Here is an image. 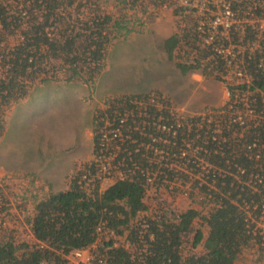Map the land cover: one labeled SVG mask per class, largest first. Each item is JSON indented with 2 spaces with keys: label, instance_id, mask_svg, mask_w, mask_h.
Here are the masks:
<instances>
[{
  "label": "trees",
  "instance_id": "trees-1",
  "mask_svg": "<svg viewBox=\"0 0 264 264\" xmlns=\"http://www.w3.org/2000/svg\"><path fill=\"white\" fill-rule=\"evenodd\" d=\"M165 1L0 0V133L7 126L11 109L25 101L37 84L60 81L64 71L70 73L65 82L94 81L103 70L112 40L139 31L138 23L144 26L142 17H133L131 11L145 13L147 8L161 2L157 10L149 13L148 18L153 19L163 11ZM230 1L240 18L246 13L253 18L264 17L261 0ZM106 2L114 3L116 10L104 7ZM186 9H191V13L195 10L187 5L176 6L174 14L185 18L163 42V49L182 72L201 69L204 75L223 80L221 69L226 66L225 59L212 56V49L203 45L196 29L199 17H186ZM253 25L246 27L247 40L256 39L261 31ZM262 36L264 53V31ZM250 51L245 50L241 59L253 80L231 86V90L251 91L246 98L258 114L256 119L227 124L230 117L226 114L221 135L213 125L205 135L206 128L196 131L202 123L201 117L188 118L179 128L173 127L171 131L177 130L176 137L154 130L153 135L171 142L141 139L166 151H175L178 156L167 163L174 162L182 169L157 162L152 150L141 148L129 161V168L124 169V177H115L104 189L100 188L101 178L97 177L100 164L90 161L84 169L72 173L67 189L50 190L37 202L34 214L27 219L35 241L21 242L13 234L0 241V264H40L42 261L64 264V256L71 250L90 246L97 240L100 225L119 235L130 230L127 238L134 245V250L129 251L122 246L113 247L112 237H102L99 253L108 256L109 264H240L247 247L261 244L260 237L248 226L243 205L251 209L256 206L253 214L257 215L264 205V67L259 65L261 53L249 54ZM192 55H195L193 62L189 63ZM210 68L212 71H208ZM135 95L128 94L117 101L127 104L123 99ZM155 109L153 106L151 110ZM11 126L12 123L7 128ZM99 130V126L93 128L95 152L99 150L98 138L102 136ZM132 146L137 147L134 143ZM194 148H198L196 155L183 153ZM202 162L208 166L203 163L205 168L202 167ZM84 174L93 177L95 183L83 178ZM177 181L184 186L191 183L186 191L191 199L189 208L175 211L162 201L151 214L142 213L150 209L145 199H149L151 188H163L172 196L177 187L170 189L167 184ZM6 208L8 199L0 187V218ZM136 217L140 223H135ZM198 245L200 249L195 250ZM142 247L146 248L138 255ZM261 249L264 251L263 245Z\"/></svg>",
  "mask_w": 264,
  "mask_h": 264
},
{
  "label": "rangeland",
  "instance_id": "rangeland-1",
  "mask_svg": "<svg viewBox=\"0 0 264 264\" xmlns=\"http://www.w3.org/2000/svg\"><path fill=\"white\" fill-rule=\"evenodd\" d=\"M187 1L188 3H185ZM203 1L205 0H167L162 3L163 11L160 12L155 18L149 19V13L152 11V9L157 10L159 4L158 3L154 6V8H147V12L143 13L141 10L139 12H136V10H132V16L133 17H142V20H144V26H140V24H136V28L139 29L137 32H133L130 35L126 37H120L115 40H112V43L109 45L105 59H104V67L100 75H98L94 81L90 82H84L82 79H78V81H66L65 78L68 77L70 74L68 71H64L61 75L60 81L56 82H44L39 83L37 87H42L43 90L40 93V95L43 94L45 90H51V86L54 87L57 90H63V89H69V94L66 96V101H68V110L64 109L63 117V123L64 125L68 122L69 130L67 132H64L62 135L65 139H67L69 142L62 144V145H56L54 147V151L56 154L60 155V152L62 151L63 155L67 158V163L71 164L73 166L72 170L70 171L71 174L75 172L76 170L84 169L87 163H90V161L94 160L96 158V152H95V142H94V131L93 128L95 126H99L100 132L104 133L106 132V126L112 125V119L117 117L119 113H125V115H129V112L127 111L128 105L125 103H120V100L122 97H125L124 95L118 97L115 100H110L109 96L107 95L109 91V85H108V73L112 74L118 73L121 75H132L136 78H140L141 73V63L142 59L145 55L149 54V57H155V54L151 51H149L146 47L145 41H136L132 35L134 33L136 34H144L145 36V30L147 31L148 25H151L155 23V20L160 17L165 16H172L175 22V29L177 26V23H180L182 19L185 18V16L177 17V14H174V10L177 5H187L189 7H194V12L191 13V9H186L184 11V15L186 17H191L194 15V18L199 16L197 7L201 6L203 4ZM115 4L112 2H106L103 4L104 7L108 8V10L115 11L116 8L114 6ZM148 5V4H147ZM151 5V4H150ZM151 7V6H150ZM190 13V14H189ZM145 18V19H144ZM140 21V20H139ZM174 29V31H175ZM143 36V37H144ZM142 37V38H143ZM14 38H11L10 40L13 41ZM14 43V42H12ZM176 55L178 52H175ZM195 55H192L190 57L189 63L193 62V58ZM183 60V58H182ZM93 66V64H92ZM224 67H222L221 71H224ZM198 71H201V69H196ZM208 71H212L210 68ZM159 76H164L162 79L164 83H169L171 85H174L178 82L179 76L175 73V69L172 71H168L167 73H162L161 71L157 70L154 72H151L148 75V82L152 83H159L161 82L159 79ZM176 77V78H175ZM122 82V81H121ZM188 83V80L186 81ZM204 84L209 85V91H206L202 97L198 93L202 89L198 87L196 97L203 98L204 102H207L210 95L214 92L215 95H211V98L215 97L216 94L222 95V101L221 103L217 104L216 106H207L203 110H200L197 113H205L208 111L213 112L216 116V118H221L220 115L228 114L230 117L233 112L231 111H224L221 109V107L224 105V102H226V83L225 80H218L214 78L212 75H204ZM180 89H174L171 88L170 90L174 92L176 95L178 93V98L184 99L186 96L187 90H182V86L178 84ZM119 88L123 89V86H120ZM35 89V88H34ZM33 89V90H34ZM31 90V92H33ZM190 91V87L188 88ZM155 91V90H151ZM98 92V94H97ZM61 94V92H57ZM165 93V92H164ZM174 94V95H175ZM205 97V98H204ZM168 98L170 101H172L178 108V112H176L177 115L186 114L185 109H183L181 106L177 105L171 97L168 95ZM27 99V98H26ZM25 99V100H26ZM120 100V101H117ZM24 102V101H23ZM21 105V106H20ZM127 105V106H126ZM14 108L11 109L9 112L8 120H7V126L4 129V132L0 133V187L2 188V191L4 193V197L8 199V208H6L2 216L0 218V241L7 238L9 234H13L18 241H35V238L31 235V228L29 223L27 222V219L29 216H32L35 211V205L37 202L48 193V190L50 191L51 187L47 185V180L53 179L56 175V171L53 169L54 165H51L52 160L47 157L38 159L36 161V164L32 168L36 169L33 172H28L27 169L30 167L24 158L30 154L29 150H24L28 148L26 145L28 142H36L37 137L35 136L36 131H29L27 130L23 135L21 136V132L28 128H35V127H48V122H40V120H32L30 121L29 118L25 117V120L28 121L25 122L24 118L20 117V123H18V126L20 127V130L16 132L19 133V135H16L13 133V125L8 129V125L11 119V116L14 113L20 112L25 107V103L19 104L18 108L16 110ZM120 108H123L124 111L120 110ZM55 111V109H51L50 112ZM62 111V112H63ZM70 111V112H69ZM222 113V114H220ZM69 116V118H68ZM164 116V115H163ZM68 119V121H67ZM88 121H92V127L88 129L86 132H83L81 130L82 125L87 123ZM142 127L139 128L141 133H144L143 130H148L147 125L153 124L154 122L145 121L142 122ZM184 123V122H183ZM23 124V127H22ZM25 125V129H24ZM221 127V124H218ZM129 132L134 131V129L128 128ZM156 130L152 127V130L150 132H153ZM157 131V130H156ZM138 134V133H137ZM123 136L126 137V134L123 133ZM151 136V135H149ZM78 138V139H77ZM76 139V140H75ZM100 138H98V141ZM80 141V143H79ZM136 142V141H135ZM134 142V143H135ZM146 148H148V144L146 145ZM193 151L196 152V150H189L186 151V153H193ZM47 155V152L45 153ZM44 154H41V156ZM171 165V164H170ZM171 167H174L176 170L182 169L178 164L172 163ZM73 171V172H72ZM190 171V170H189ZM38 175H37V174ZM191 173V171H190ZM70 174V177H71ZM117 177H121V173L116 174ZM192 175V174H191ZM42 177L40 179L39 177ZM70 177H67L69 179ZM195 178H199L197 176H194ZM115 177H111L109 179H103L101 183V189H104L109 185V183L114 181ZM202 182V180H201ZM181 182H170L167 185H178V187L185 191L176 190L174 191V194L171 196L170 191L164 190L163 188H151L149 191V199H145L150 209L147 211L142 212L143 214H151L154 211L155 207H159L158 203L162 201H166L165 203L168 204V206H172L173 210H184L190 207L191 199L186 196V191L190 189L191 183H187L185 186L180 184ZM68 187V183H67ZM189 188V189H188ZM38 197V198H37ZM164 204V205H166ZM139 214L140 217L143 215ZM139 218V217H138ZM140 223V220L135 218V223ZM115 235L122 239L123 241L127 240L128 234L130 233V230H125L123 235H119L116 232H114ZM103 237V236H102ZM112 237L113 235L107 234L106 238ZM262 245L256 244L254 246L247 247L241 256L240 264H264V251L261 249ZM199 250V245L195 247V250Z\"/></svg>",
  "mask_w": 264,
  "mask_h": 264
},
{
  "label": "built area",
  "instance_id": "built-area-1",
  "mask_svg": "<svg viewBox=\"0 0 264 264\" xmlns=\"http://www.w3.org/2000/svg\"><path fill=\"white\" fill-rule=\"evenodd\" d=\"M185 3H188L185 1ZM264 4V0H261V4ZM199 13V19L197 23V30L201 35L203 45L210 47L212 49L213 55H217L225 59V69L222 71V78L226 83V102L221 107L224 111H231L233 114L230 116V120L227 124H232V122L240 121L244 123L246 119L258 117V114L254 111L250 104L247 102V96L251 94V91H244L243 93L239 89L231 90V86H237L241 84H249L253 80V77L249 73L248 69L245 68L241 56L245 54V50H252L249 54L260 52L259 65L264 67V53L262 51V31H264V17L253 18L249 13L242 18L238 17L233 10L232 3L230 0H205L203 4L197 7ZM250 15V16H248ZM249 24H255L253 27L261 30L254 40L245 39L246 27ZM237 36L238 40L235 41L234 37ZM146 97H139L137 95L133 97H126L128 108L125 113H119L117 117L112 119V125L106 126V132L102 133L100 140L98 142L99 150L96 152V158L94 159L96 163H99L100 170L98 171V178L109 179L117 177L116 174L121 173V178L123 173L126 172L125 168H129L130 160L135 158L134 153L140 151L141 148L146 150H152L157 158V162H166L168 165L172 163H167L170 158H175L177 153L169 149L166 151L154 144L145 143L141 137H147L152 139L154 142H164L170 143L171 139H165L162 136H155L150 132V129L155 128L158 131L172 133L171 136L177 135V130H172L173 127H180L182 124L187 122L188 118L201 117V124L198 125L196 131L199 129L206 128L203 132L205 135L207 128L210 125L215 126V132L217 134L223 133L222 122L227 120L226 114L220 115L222 119L216 118L211 111L205 113H193V114H181L180 116L176 114L178 108L170 99L166 93L150 91L146 93ZM145 95V94H144ZM264 102V93H263ZM126 105V106H127ZM155 110H151L152 107ZM160 113V115H159ZM179 113V112H178ZM222 114V113H220ZM164 115V116H163ZM234 117V118H232ZM118 119V125H116ZM150 121L154 122V125H147L148 130H143L141 133L139 128L142 127V122ZM184 122V123H183ZM221 124V127L218 125ZM190 125V124H189ZM231 126V125H229ZM124 127L134 129V131L129 132ZM228 128V126H227ZM126 134V137L123 136ZM138 133L139 136L136 134ZM176 134V135H175ZM151 135V136H149ZM201 134L199 133L198 136ZM136 141V142H135ZM135 142V143H134ZM133 143L137 147L132 146ZM148 144V148L146 145ZM193 155H196L198 148H194ZM172 151V152H171ZM186 153V152H183ZM202 162V167L204 164L208 166L207 163ZM135 165V163H134ZM170 165V166H171ZM179 165V164H178ZM205 168V167H204ZM128 169L127 171H130ZM225 171V170H224ZM115 173L114 176L110 174ZM240 173H244L243 169H240ZM256 176H259L258 174ZM90 182H94L93 177H88L86 174L82 176ZM152 181L151 178L148 179ZM261 182L260 179H258ZM89 183V182H88ZM251 182H249L250 184ZM258 183L257 181L253 183ZM177 187V190L185 191L179 188L178 185H170L169 188L173 189ZM151 190V189H150ZM249 219V227L252 229L254 235L260 237L261 244L264 246V205L260 209V214H253V209L257 210V207H253L245 204L243 205ZM142 226H145L142 224ZM99 237L90 246L73 249L68 254L64 256V264H109L108 256L100 254L101 238L106 237L107 234L113 235V247L122 246L126 250L133 251L134 245L127 240L123 241L119 239L113 230L109 229L105 225H100L98 227ZM34 238V235L31 232ZM143 241L142 235H140ZM146 247L139 248V254L141 255ZM40 264H47L45 261L40 262Z\"/></svg>",
  "mask_w": 264,
  "mask_h": 264
},
{
  "label": "crops",
  "instance_id": "crops-1",
  "mask_svg": "<svg viewBox=\"0 0 264 264\" xmlns=\"http://www.w3.org/2000/svg\"><path fill=\"white\" fill-rule=\"evenodd\" d=\"M174 24L175 22L172 16L160 17L155 20V23L148 25L147 31L145 30V36L141 33H134L132 35V37L136 41H145L147 49L155 54L156 59L154 57H149V54L143 57L141 63L142 71L140 73V78H136L128 74L121 75L114 72H112V74L108 73L107 76L109 91H107V95L109 96V98L118 97L122 95L125 96L128 94L138 95L142 93H148L151 90L163 93L165 92L167 96L169 95L177 105L181 106L183 109L186 108L187 110H185L186 112H188V114L197 113L200 110L206 108L207 106H216L217 104L221 103V94H216L215 97L211 98V95H215L214 92L210 95L207 102H204L203 98H197L196 94L194 93H197L198 87L202 89L198 92L199 94L201 93V97L206 91L210 92L208 90L209 85L203 83L204 74L196 69H191L186 72H182L180 67L177 65L176 61L174 59H171L168 56L166 50L163 49V42L174 33ZM174 69L176 77L177 75L179 76V80L176 84L171 85L169 83H164V81L162 80L164 76H159V79L161 81L159 83L148 82V75L151 72L159 70L162 73L165 72L168 74V71H172ZM187 80L188 83L186 82ZM178 84L182 86V90H187L184 99L178 98L177 95L179 92L176 95L170 90L171 88L181 90V88L177 86ZM37 86L35 87L33 92H31V94L27 97V99L21 103H25V107L23 108V110L14 113L11 116L10 120L13 119V121L10 122V124L12 123L13 133L16 134V132L20 130V127L18 126V123H20V117L24 118L25 122L28 121L27 119L25 120V117L29 118L30 121L40 120V122H48L47 128L39 126L35 128L25 129L24 125L25 130L20 133L21 136H24L23 134L27 130H29L36 131L35 136L37 137L36 142H28L26 144L28 148L24 150H29L30 154L27 155L24 160L30 166L27 171L33 172L34 170L36 171V169L32 168V166L34 167L38 159L44 157H47L48 159L50 158L52 160L51 165H54L53 169L56 171V175H53V179L45 180L47 181V185L51 187L50 190L60 191L68 188L67 177H70V171L73 168L71 164L67 163V158L62 154V151L60 152V155L56 154L54 151V147L56 145H62L69 142L62 135L64 132H67L69 130L68 122L64 125L62 121V115L65 112L63 110H68L69 108L68 101L65 102V97L70 95L69 89L57 90L51 86V90H45L43 94L40 95L43 88ZM120 86H123L124 88L121 89L119 88ZM189 87L190 91L188 90ZM57 92H61V94ZM18 106L19 105H17L13 110H16ZM51 109H55V111L50 112ZM91 125L92 121H88L87 123L82 125L81 130L83 132H86L88 129H90V127H92ZM16 135H19V133H17ZM46 152L47 155L45 154ZM41 154L44 155L41 156ZM38 177L42 179V177L37 176V178ZM48 192L50 191L48 190Z\"/></svg>",
  "mask_w": 264,
  "mask_h": 264
}]
</instances>
